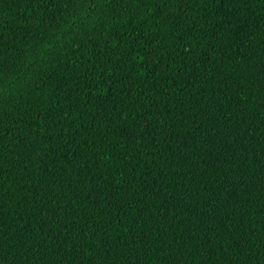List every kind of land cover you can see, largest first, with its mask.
Wrapping results in <instances>:
<instances>
[{"label": "trees", "instance_id": "1", "mask_svg": "<svg viewBox=\"0 0 264 264\" xmlns=\"http://www.w3.org/2000/svg\"><path fill=\"white\" fill-rule=\"evenodd\" d=\"M0 264H264V0H0Z\"/></svg>", "mask_w": 264, "mask_h": 264}, {"label": "bare ground", "instance_id": "2", "mask_svg": "<svg viewBox=\"0 0 264 264\" xmlns=\"http://www.w3.org/2000/svg\"><path fill=\"white\" fill-rule=\"evenodd\" d=\"M115 39H116V38H115ZM120 39H121V38H120ZM120 39H119V40H120ZM117 40H118V39H117ZM133 40H134V39H133ZM134 41H135V40H134ZM114 42H115V41H114ZM125 43H126V42H125ZM125 43H123V45H124ZM115 44H116V42H115ZM129 50H130V49H129ZM130 52H131V51H130ZM133 53H134V52H133ZM126 57H127V56H126Z\"/></svg>", "mask_w": 264, "mask_h": 264}]
</instances>
